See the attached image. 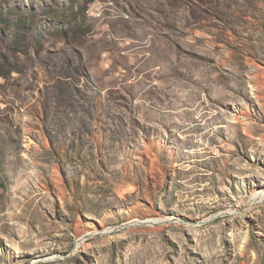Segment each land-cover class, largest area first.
I'll return each mask as SVG.
<instances>
[{
    "label": "rangeland",
    "instance_id": "374dc122",
    "mask_svg": "<svg viewBox=\"0 0 264 264\" xmlns=\"http://www.w3.org/2000/svg\"><path fill=\"white\" fill-rule=\"evenodd\" d=\"M263 190L264 0H0V264H264Z\"/></svg>",
    "mask_w": 264,
    "mask_h": 264
},
{
    "label": "bare ground",
    "instance_id": "6f19581e",
    "mask_svg": "<svg viewBox=\"0 0 264 264\" xmlns=\"http://www.w3.org/2000/svg\"><path fill=\"white\" fill-rule=\"evenodd\" d=\"M254 195L259 196L261 198H264V190L263 191H256V193ZM257 200H258L257 202L261 201V199H257ZM255 201H256V199H255ZM174 220H175L174 218H167V219L162 220V221H165L162 223H170V222H173ZM151 221H153V220H151ZM157 224H159V223H157Z\"/></svg>",
    "mask_w": 264,
    "mask_h": 264
}]
</instances>
